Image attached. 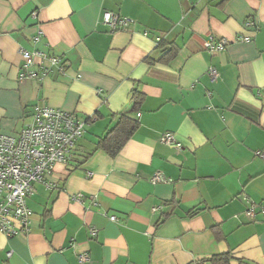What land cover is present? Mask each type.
Returning a JSON list of instances; mask_svg holds the SVG:
<instances>
[{
	"label": "crops",
	"instance_id": "crops-1",
	"mask_svg": "<svg viewBox=\"0 0 264 264\" xmlns=\"http://www.w3.org/2000/svg\"><path fill=\"white\" fill-rule=\"evenodd\" d=\"M104 10L133 24L110 32ZM239 34L251 38L204 49ZM165 46L166 63L147 61ZM22 49L37 53L28 69ZM43 55L64 69L19 80L41 73ZM34 104L92 118L74 160L47 179L55 186L34 185L28 231L0 232V264H209L225 252L264 264V213L245 214L264 203V0H0V134L16 135ZM125 114L138 128L120 151H93ZM167 132L180 148L160 141ZM155 172L172 181L151 182Z\"/></svg>",
	"mask_w": 264,
	"mask_h": 264
},
{
	"label": "built area",
	"instance_id": "built-area-1",
	"mask_svg": "<svg viewBox=\"0 0 264 264\" xmlns=\"http://www.w3.org/2000/svg\"><path fill=\"white\" fill-rule=\"evenodd\" d=\"M32 15L35 16L36 11ZM100 23L110 32H114L133 24V20L128 16L104 10ZM245 24L258 29L252 18L247 19ZM250 38L241 34L236 35L232 40L209 36L204 43V49L210 54H215L223 51L230 41L246 42ZM20 54L24 60V68H30L34 64L37 53L22 49ZM43 58L48 65L42 66L40 74L22 73L19 80L36 78V76L42 79L50 74L53 68L59 71L64 69L62 57L43 55ZM207 72L211 81L218 75L213 67H209ZM97 92L101 94V90ZM29 116V121L23 124L16 135L0 134V232L6 237L28 231L33 212L27 205V198L35 192L34 185L43 183L46 187L55 186L47 179L53 174L56 164L66 165L73 160L75 143L83 136L85 127L92 118L90 116L87 119H81L59 108L38 104L31 107ZM135 116L139 118L140 113L137 112ZM160 141L177 149L181 146L170 132L164 133ZM255 155L264 158L263 152L257 151ZM150 180L151 182L172 181L170 177L160 172H155ZM74 198L80 199L81 194H77ZM258 207L260 212L264 213V203L248 201L245 209L246 216L254 219ZM152 210L161 211L162 207H153ZM110 219L115 221V215H111ZM96 231L94 227L89 228L90 234H95ZM6 255L10 257L11 251H8ZM76 257L82 263L90 261L86 252L78 253Z\"/></svg>",
	"mask_w": 264,
	"mask_h": 264
},
{
	"label": "trees",
	"instance_id": "trees-1",
	"mask_svg": "<svg viewBox=\"0 0 264 264\" xmlns=\"http://www.w3.org/2000/svg\"><path fill=\"white\" fill-rule=\"evenodd\" d=\"M161 42L157 46H161ZM175 48L173 46H165L161 49L162 55L154 60L149 57L147 61L149 63L162 62L166 63L173 55ZM133 107L132 112L139 108L143 100V96L140 92H135L132 94ZM138 123L134 116L131 115H121L118 121L102 135L95 144L93 151L102 150L109 156H115L120 149L123 147L124 143L137 131ZM92 151V152H93ZM91 154V152L89 153ZM74 160V158H73ZM194 214V213H192ZM232 256L230 252L214 254L207 259L209 264H230Z\"/></svg>",
	"mask_w": 264,
	"mask_h": 264
}]
</instances>
